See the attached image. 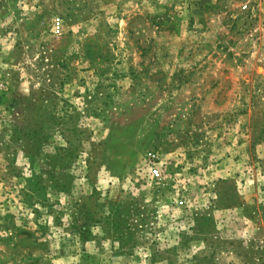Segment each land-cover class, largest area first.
I'll use <instances>...</instances> for the list:
<instances>
[{"label": "rangeland", "instance_id": "374dc122", "mask_svg": "<svg viewBox=\"0 0 264 264\" xmlns=\"http://www.w3.org/2000/svg\"><path fill=\"white\" fill-rule=\"evenodd\" d=\"M0 264H264V0H0Z\"/></svg>", "mask_w": 264, "mask_h": 264}, {"label": "built area", "instance_id": "2783aa9c", "mask_svg": "<svg viewBox=\"0 0 264 264\" xmlns=\"http://www.w3.org/2000/svg\"><path fill=\"white\" fill-rule=\"evenodd\" d=\"M52 29H53L54 35H56V36L61 35L62 30H63L61 19L56 18V19L53 20ZM153 177H154V179H158V178L161 177V174L158 171H155L153 173Z\"/></svg>", "mask_w": 264, "mask_h": 264}]
</instances>
